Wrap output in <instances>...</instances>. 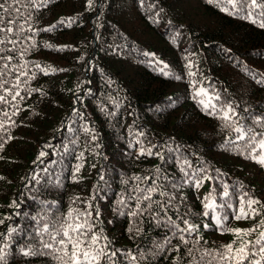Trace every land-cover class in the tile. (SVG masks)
Wrapping results in <instances>:
<instances>
[{"label": "trees", "instance_id": "obj_1", "mask_svg": "<svg viewBox=\"0 0 264 264\" xmlns=\"http://www.w3.org/2000/svg\"><path fill=\"white\" fill-rule=\"evenodd\" d=\"M0 3L14 21V43L0 45V82L11 89L0 88V264H61L58 246L42 245L70 211L98 246L111 241L136 264H196L228 243L254 244L264 231V166L252 158L264 155V0ZM241 125L254 141L238 139ZM149 187L156 203L132 217L129 197ZM249 200L256 212L236 220L241 208L252 213ZM178 216L196 226L187 243L166 226L186 227ZM235 228L254 231H225ZM260 247L252 264H264Z\"/></svg>", "mask_w": 264, "mask_h": 264}, {"label": "snow or ice", "instance_id": "obj_2", "mask_svg": "<svg viewBox=\"0 0 264 264\" xmlns=\"http://www.w3.org/2000/svg\"><path fill=\"white\" fill-rule=\"evenodd\" d=\"M229 3H232L235 5L237 2L243 4L245 0H228ZM32 3H35V0H32ZM252 5H257V0H251ZM4 8V4L0 3V9ZM14 24V21L9 20L7 22V25L5 24L3 16H0V45H4L6 43H14V41L8 39L9 34L14 33V27L11 25ZM261 27H264V24L261 25ZM5 49L3 47H0V53H3ZM0 59H4L3 56H0ZM8 60H11L12 57H7ZM8 68V65L5 64L3 68H0V77L4 74V69ZM26 73H22L24 75ZM7 83V81L0 82V88L4 89L5 93H8L11 91V89L5 88L4 85ZM19 80H17V85H14V87L18 86ZM202 92L204 90H201ZM200 93H198L199 95ZM18 96H20L19 92H16L15 95L12 96V100H15ZM0 102H6V96L0 95ZM203 103V101H202ZM214 107L208 103L204 104V107L207 109L209 107ZM229 113L234 114V110L229 106L228 110L225 112L223 119L229 120L230 115ZM5 116H7V113H5ZM259 122V120L257 121ZM0 127H3V124L0 123ZM237 133H239L238 139H244V137L247 135L249 139L255 140V132L254 129L251 127H245L244 125H241L239 127H236L234 129ZM261 136H264V133H260ZM260 148L264 150V139L259 141ZM151 154V153H149ZM41 156L44 155L43 152L40 153ZM255 159V161L260 164L261 166H264V155H257L255 157H252ZM82 165H78L76 168V171L79 172ZM183 171V169H181ZM185 175L187 173L185 172ZM137 180L141 179L140 177H136ZM197 186H199V182H197ZM156 191L155 188L149 187L147 189L140 190L141 193H147L143 194L142 196H136L132 197L130 196L129 199H135L137 201L135 210L130 212V215L132 217H137L138 215H143L146 211L151 210L153 207V204L156 202L152 199V193ZM225 196L228 195L227 192L224 193ZM144 201H147V204H144ZM121 203H124V200H121ZM259 201L256 200H249L248 206L249 208H252L253 205L259 204ZM159 207V205H157ZM206 208L213 207L212 204H206ZM261 207H264V205H261ZM256 212L255 208H252V213H249L248 211H245V209L241 208L238 215L235 216L236 220L246 219L251 214H254ZM80 215H85L84 213H81ZM69 220L65 222H60L57 226L56 223L52 225V228L55 232V235L51 236L52 242H43V248L52 250L54 248V245L58 246L56 247V251L61 253L56 258L61 262V264H117V262L113 259L116 257L117 252H121L125 259L129 260L131 264H136L137 261V255L132 254L129 252H124V250L121 249H110L108 247V244L111 243V241L108 242V244H104L103 247L98 246L101 240V237L95 233L91 232L92 226L88 223L87 220H84L82 222H77L78 218L73 219L72 218V212L70 211L69 214ZM87 216L91 217V213H87ZM178 220H181L182 223L186 226L184 228L180 227V224L176 221H173L171 218H168L167 220V227L169 228V231L172 232V236H176L177 233H180L179 239L181 242L187 243L185 240V237L183 235L184 232H187L189 235H191L192 232L196 231V226L189 223L187 220H184L182 217H177ZM161 221L157 220V223L159 224ZM219 223V221H218ZM260 226L264 227V220H261ZM207 227V225H205ZM44 232H48L49 228L46 225L43 229ZM131 231V229H129ZM139 231V229H137ZM226 232L231 233L236 238H242L243 236L249 235L254 229H225ZM91 233V235H90ZM171 238L169 236H166L164 238V241L162 244H157L156 247L158 249H162L165 245L170 244ZM107 239L106 237L104 238ZM262 241H264V231L260 232L259 237L256 239L254 244L248 241H243L239 247L234 248L233 243H228L224 245V251L220 252L217 251L215 253L205 251V253L201 256L199 261H196V264H201L202 261H204L205 256H210L211 259L206 262V264H212V261H216L217 264H252L250 256H254L255 253L251 252V248L255 247V245H261L259 251L262 254L261 259L264 260V244H262ZM178 250V249H177ZM25 255L29 254H40V253H24ZM189 254H191V249H189ZM140 259H144V253L140 252L139 254ZM195 260V258H193ZM255 264H260V261H255Z\"/></svg>", "mask_w": 264, "mask_h": 264}]
</instances>
